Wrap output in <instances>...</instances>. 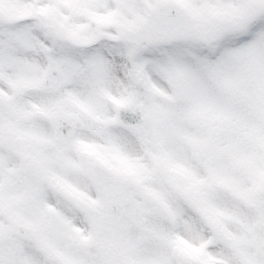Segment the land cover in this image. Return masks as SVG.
<instances>
[{
	"label": "snow or ice",
	"instance_id": "6c2138e0",
	"mask_svg": "<svg viewBox=\"0 0 264 264\" xmlns=\"http://www.w3.org/2000/svg\"><path fill=\"white\" fill-rule=\"evenodd\" d=\"M0 264H264V0H0Z\"/></svg>",
	"mask_w": 264,
	"mask_h": 264
}]
</instances>
